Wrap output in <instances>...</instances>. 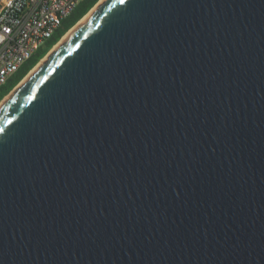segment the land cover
<instances>
[{
  "label": "water",
  "instance_id": "obj_1",
  "mask_svg": "<svg viewBox=\"0 0 264 264\" xmlns=\"http://www.w3.org/2000/svg\"><path fill=\"white\" fill-rule=\"evenodd\" d=\"M58 44L0 107V264H264V0H104Z\"/></svg>",
  "mask_w": 264,
  "mask_h": 264
},
{
  "label": "built area",
  "instance_id": "obj_2",
  "mask_svg": "<svg viewBox=\"0 0 264 264\" xmlns=\"http://www.w3.org/2000/svg\"><path fill=\"white\" fill-rule=\"evenodd\" d=\"M82 1L0 0V88L53 37Z\"/></svg>",
  "mask_w": 264,
  "mask_h": 264
},
{
  "label": "trees",
  "instance_id": "obj_3",
  "mask_svg": "<svg viewBox=\"0 0 264 264\" xmlns=\"http://www.w3.org/2000/svg\"><path fill=\"white\" fill-rule=\"evenodd\" d=\"M99 0H83L74 12L67 17L62 27L49 39L45 46L39 50L24 63L20 69L9 79V81L0 88V101L28 74V72L49 52V50L62 38V36L71 29Z\"/></svg>",
  "mask_w": 264,
  "mask_h": 264
},
{
  "label": "bare ground",
  "instance_id": "obj_4",
  "mask_svg": "<svg viewBox=\"0 0 264 264\" xmlns=\"http://www.w3.org/2000/svg\"><path fill=\"white\" fill-rule=\"evenodd\" d=\"M104 0H100L97 4H96V6L93 8V10H91V12H87L88 14H85L86 16L85 17H83V18H81V20H80V22H79V24L82 22V21H84V19H86V17L90 14V13H92V11H94V9L95 8H97V6L100 4V3H102ZM79 24H76L75 26H73V28H71L64 36H63V39H65V38H67L68 36H69V34H71L73 31H74V29H76V27L79 25ZM63 41V40H62ZM59 44H57L52 50H51V52L58 46ZM50 52V53H51ZM47 57H43L41 60H40V62L39 63H41V61H44L45 59H46ZM38 63V64H39ZM37 66V65H36ZM35 66V67H36ZM35 67L33 68V69H35ZM31 71H33V70H31ZM10 95L11 94H9L8 96H6L3 100H2V102L0 103V107L6 102V100L10 97Z\"/></svg>",
  "mask_w": 264,
  "mask_h": 264
},
{
  "label": "rangeland",
  "instance_id": "obj_5",
  "mask_svg": "<svg viewBox=\"0 0 264 264\" xmlns=\"http://www.w3.org/2000/svg\"><path fill=\"white\" fill-rule=\"evenodd\" d=\"M93 7H94V6H93ZM93 7H92V8H93ZM92 8H91V9H92ZM83 17H84V16H83ZM83 17H82V18H83ZM80 20H81V19H80ZM80 20H79V21H80ZM79 21H78V22H79ZM78 22H77V23H78ZM75 25H76V24H75ZM61 39H62V38H61ZM59 42H60V40H59ZM59 42H57V43L55 44V46H56ZM45 44H46V43H44L41 47L45 46ZM55 46H53V47L49 50V52H50ZM49 52H48V53H49ZM48 53H47V54H48ZM47 54H46V55H47ZM46 55H45V56H46ZM45 56H44V57H45ZM27 62H28V60H27L25 63H27ZM39 62H40V61H39ZM33 68H34V67H33ZM33 68H32V69H33ZM32 69H31V70H32ZM31 70H30V71H31ZM30 71H29V72H30ZM29 72H28V73H29ZM27 75H28V74H27ZM8 95H9V93H8L6 96H8ZM6 96H5V97H6ZM5 97H4V98H5ZM4 98H3V99H4ZM3 99H2V100H3ZM2 100L0 101V103L2 102Z\"/></svg>",
  "mask_w": 264,
  "mask_h": 264
},
{
  "label": "snow or ice",
  "instance_id": "obj_6",
  "mask_svg": "<svg viewBox=\"0 0 264 264\" xmlns=\"http://www.w3.org/2000/svg\"><path fill=\"white\" fill-rule=\"evenodd\" d=\"M124 2V0H121V3H123Z\"/></svg>",
  "mask_w": 264,
  "mask_h": 264
}]
</instances>
